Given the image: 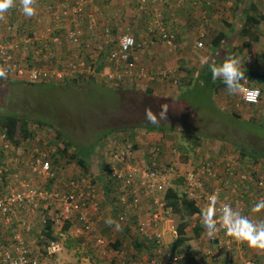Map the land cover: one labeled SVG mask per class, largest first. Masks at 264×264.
<instances>
[{"label":"built area","instance_id":"obj_1","mask_svg":"<svg viewBox=\"0 0 264 264\" xmlns=\"http://www.w3.org/2000/svg\"><path fill=\"white\" fill-rule=\"evenodd\" d=\"M18 1L21 0H14V6L0 15V67L8 69L2 78L59 83L95 76L110 86L123 83L146 86L157 78H173L177 83L178 77H175L172 69L153 71L136 54L139 49H145L157 40L175 49L182 48L176 33L167 28L160 12L154 10L151 13L150 21L146 24L148 36L139 41L132 33L117 35L110 25H99L94 15L86 17V7L92 0H63L59 9H51L53 24L48 29L39 28L31 19L34 16L26 17ZM40 1L35 0V3ZM138 1L148 5L155 0ZM84 17L87 18L86 28L89 32L99 33L98 41L85 40L80 25ZM53 30H58L59 34L53 36ZM66 44L69 46L68 51L64 50ZM203 47L204 43L198 41L196 48ZM106 49H109V55L105 58L104 68L98 70L97 61ZM244 88L241 99L246 104H258L262 97L261 89L251 85L247 79ZM249 92L253 93L252 97H248ZM257 92L259 95H255ZM0 138L3 141V150L0 152V264H47L58 254V240H50L43 234L33 240L31 233L36 215L42 216V225L47 220V214L58 225L71 222L68 231L74 232L76 237L93 236L95 246L105 249L109 242L98 234L93 219L99 214V203L92 182L86 178L81 182L70 179L63 192L38 187L21 175L17 147L7 140L1 129ZM133 145L128 140L116 147L112 146L109 159L104 163L107 165L111 161L109 164L113 177L122 182L123 189L129 190L134 206L141 205L142 208V192L152 194L155 190L163 191L172 179L181 177L187 198L198 208H204L209 196L216 194L219 202L231 204L255 222H264V210L260 213L251 212L253 204L264 201L263 162L245 163L240 161L238 155H223L216 160L206 159L195 163L179 172L173 163L167 169L161 167L165 149L160 143L153 140L148 143V157L144 162L136 160ZM31 150V171L47 179L53 177L55 170L49 151L37 146ZM172 152L177 155L179 149L173 148ZM161 197L155 198L152 210L147 209L144 216H139L136 227L144 236L157 239L159 244L156 258L150 259V264H179L182 255L162 252L167 246L166 232L176 238L178 231L171 210L165 207L164 197ZM122 200L127 203V198ZM217 207L218 218L219 204ZM216 228L223 236L208 252L209 264H260L259 257L264 256V250L256 249L253 253L255 248L227 237L218 222ZM116 254L122 255L123 251H117ZM119 262L132 263L129 260ZM196 264H200L199 260Z\"/></svg>","mask_w":264,"mask_h":264},{"label":"rangeland","instance_id":"obj_2","mask_svg":"<svg viewBox=\"0 0 264 264\" xmlns=\"http://www.w3.org/2000/svg\"><path fill=\"white\" fill-rule=\"evenodd\" d=\"M220 7L221 1L217 4V8L213 9L214 13L211 12V16L214 17L210 18L214 20L212 24L206 20L202 22L198 20L197 30L190 33L186 32L184 35L187 36L178 39V43L183 46L177 51V54L182 55V57L178 67H170L175 70V77L188 79L192 75V71L197 76L198 72L205 67L201 64V60L209 56L208 49L213 37L219 32V28L226 31L228 29L226 24L228 19L219 10ZM206 16L210 17L209 14ZM38 27L41 28L40 25ZM200 27L205 29V31H201L206 33L204 38H199ZM239 28L240 26H237V29ZM257 31L260 33L261 29L259 28ZM231 35L234 36L233 40L235 41L241 39L233 31ZM197 40L204 42V48H192ZM68 49L69 46L66 44L64 50L68 51ZM225 53L226 49L220 48L217 57L221 58ZM249 53H246L247 56L250 55ZM252 58H255L257 63L264 60V56L262 59L261 55H257V53ZM247 59H249V56ZM160 80L158 81L159 84L165 86L163 90L161 89L162 91L155 93L152 88L146 86L153 91L150 94L139 92L142 91L140 89L143 86L125 83L119 86H110L99 79H96L98 85H91L87 80L67 84L59 82L56 85L53 83H33L16 80H9L10 82L6 83L0 81V115L16 114L25 116L33 122L35 138L31 141L26 140L27 145L30 146L29 149L37 146L41 150L49 151L54 170L59 169L58 176L64 182L70 178L82 176L84 170L76 160H70L67 157H60L58 164H56L55 159L60 156L59 144L64 143L63 139L57 137L56 129L61 132L64 140L73 144L76 150L88 148L94 144L96 146L97 144L94 154L88 158L89 172L95 175H98L97 173L100 170H104L101 164L109 159V150L112 146L116 147L117 144L120 145L124 141H128L131 136H134V133H140V131L150 134L153 141L160 143L162 146H164L162 142L166 145L169 144L165 148L164 156L161 157V167L166 168L172 162L177 166L179 172H183L186 167L200 163L203 160H216L222 155L229 156L233 154L232 146L234 145L232 143L230 145V142L234 140L249 147V151L251 149L264 150V90L261 102L258 105H248L241 101L239 95H228L224 90L218 94L215 91L209 92L206 85L197 80L190 88L182 86L181 82L176 83L173 78ZM251 85H255V81H251ZM131 90H138V92ZM213 95L215 101L212 98ZM163 106L167 109V112L164 119H161L159 123H165V127L168 129L164 131H147L146 128L153 125L146 121L145 110L151 108L159 114ZM130 123L141 124L140 126L143 127L111 129V126ZM196 125L198 126L197 130L204 133L203 136L194 134L193 129ZM208 134L212 137L207 136ZM218 138H222L224 142L228 143V146H223L219 152H215L212 147ZM148 146L146 147L149 148ZM173 148L179 149L177 155L172 152ZM31 149L30 151H32ZM71 150L73 151V148ZM166 154L168 156H165ZM253 155L256 154L253 153ZM257 160L264 161V158H258ZM98 184H101V182L98 181ZM175 184L178 185V188L184 189L182 181L177 180ZM54 185L55 182L49 183L48 187L54 189ZM100 186L101 207L99 214H96L93 219L97 224L98 234L104 236L109 245L105 249L99 247L101 251L95 246L93 236L85 235L82 238H77L74 232L65 231L63 227H60L54 230L60 251L54 258L48 260L47 264H113L115 257L117 261L124 259L132 261L133 259L137 261L136 264H150L149 260L152 259L150 248L138 250L132 241L135 239V235H132L128 230L126 236L124 225L120 224V229L117 230L115 225L109 226L106 224L105 221L109 217L117 222V212L115 209V215L102 214L104 207H114L115 205L110 196V200H104V193L101 192L103 188ZM118 210L120 214L127 212L126 223L134 231L133 228H136L137 225L136 218L144 216L147 208L143 205L141 209H128L126 207L125 210H121L118 207ZM171 213L174 216L175 213L172 210ZM182 214L183 217L188 218L189 214L185 209H183ZM175 223L176 225L179 224L178 222ZM33 226H38L35 229L37 232L32 233V238L35 240L39 237L40 228L43 226L41 215L33 218ZM213 236L214 234L210 236L206 233L199 242H188V252L200 255L206 263L210 262L208 252L216 244L213 241ZM165 238L167 246L162 252H171L174 255L181 256L183 253H179L172 234L166 232ZM117 239L122 242L120 247L116 249L113 248L112 244ZM120 250L123 251V254L119 256L116 253ZM200 252L205 256L203 257ZM223 258L226 257L223 256ZM260 262L264 263V259L260 258Z\"/></svg>","mask_w":264,"mask_h":264},{"label":"trees","instance_id":"obj_3","mask_svg":"<svg viewBox=\"0 0 264 264\" xmlns=\"http://www.w3.org/2000/svg\"><path fill=\"white\" fill-rule=\"evenodd\" d=\"M39 3V2H38ZM35 3L34 4H38ZM207 5V4H206ZM210 8V7H209ZM250 10L256 11L257 7L255 5H253L252 3H250L249 5V12H248V17L246 18V21L243 23V25L238 29L239 32V36L244 38L245 41L243 42V45H229L228 42H225L227 36L223 31H219L212 39V47L210 48V51L212 49V51L209 53V62H215L217 64H220L222 62H224V60L226 58H228L229 56H237L240 58L241 60V65H242V70L244 72V75L246 76V79L248 80L249 83H251V81H255L258 84H263L264 86V72H259L257 71V69L251 64L253 63L251 61V59H247L248 56L245 52V49L250 47V45L254 42L258 41L259 38V33L257 31V26L260 25V23L262 21H264V15H257L255 16L250 14ZM32 21L34 20L36 22V24L39 22V19L37 17H31ZM85 22L84 25H81L85 35V40H90L91 37H96V41L99 40V33L93 34L92 32H89V30L86 28V22H87V18L84 17L83 20ZM165 21V18H164ZM230 22L226 21V24L229 25ZM165 24L167 26V23L165 21ZM168 28V27H167ZM113 29V28H112ZM169 29V28H168ZM114 31V29H113ZM204 33V34H202ZM53 36L54 35H58L59 32L58 30H53L52 32ZM200 38H204L206 36L205 32H201L200 33ZM249 38V40L247 39ZM176 39L178 41V37L176 34ZM84 40V41H85ZM83 41V44H84ZM176 41V42H177ZM202 41V40H199ZM203 42V41H202ZM204 43V42H203ZM222 45L224 47H222ZM169 46V45H168ZM204 48V47H203ZM220 48H226V53L225 55H223V57L219 58L217 57V54L219 52ZM82 49L84 50V47L82 46ZM109 55V49H106L105 51H103L102 55L99 57L98 61L99 63H97V69L98 70H102L104 68V61L105 58ZM208 56V55H207ZM264 61V60H263ZM254 64V63H253ZM151 70L156 71L154 68L149 67ZM192 75L189 76L188 79H184V78H180L178 77L177 83L181 82L182 86H188L189 88L193 86L194 81H199L201 82V84H205L206 88L209 89V92L215 91V93H220L221 91H223L224 86L219 82V81H213L210 72L207 70V67L205 66L204 68H202V70H200V72H198V75L195 76V72L192 71L191 73ZM198 77V79H197ZM96 77L95 76H91L90 78L87 79H71V80H67L65 81V83H69V82H73L76 83L77 81L81 80V81H88V83H90L91 85H98L96 83ZM1 82H10L8 79H4V78H0ZM54 85L57 84V82H51ZM62 83V82H60ZM255 86H257V84H255ZM261 89V92L263 93L264 87L261 88L259 85L257 86ZM119 88V87H118ZM143 88V89H142ZM120 91L122 89H119ZM142 91H139L140 93H153L152 90L148 89L146 86L141 87ZM133 92H138V90L134 91L131 90ZM182 95V94H181ZM179 95V96H181ZM178 96V97H179ZM213 100L214 99V95H213ZM262 98V97H261ZM261 98L259 103L261 102ZM212 100V99H211ZM243 101V100H241ZM258 103V104H259ZM258 104H248V105H258ZM223 110V109H221ZM226 114H228L225 110H223ZM33 122L25 117V116H19L16 114H8V115H0V129L5 132L6 134V138L8 141H10L11 143H13L14 145H19L21 142L23 141H31L32 139L35 138V131H34V126L32 124ZM48 125V124H47ZM141 124H137L136 123H130V124H123V125H116V126H111V129L115 130V129H119V128H136L137 126L139 127H143L140 126ZM181 125V124H179ZM185 126V125H184ZM145 128V127H144ZM186 128V127H184ZM198 126L196 125L194 130V134L197 135H201L203 136V132L198 131L197 130ZM147 131L150 130H167L168 128L165 127V123L160 122L158 125H153L152 127H147L146 128ZM57 132V137L63 139L64 143L61 142L59 144V153L60 156L56 157V164H58L60 157H67L70 160H76L80 167L84 170V174L82 176H78L75 178H70V179H74V181L76 182H81L83 178H86L88 180H90L92 182V184L95 186L96 188V197L99 203V210H100V205H101V200L99 197V185H101L100 187H102V191L104 193V197H105V201L110 200L109 196L112 197V202L114 203V207H112L113 211H110L112 214L115 215V209L117 212V223H119V225H124L123 228H126V231H124L125 235L127 236L128 233L127 231L129 230L130 233L132 235H135V239L132 240L134 246L138 249V250H142L143 248H150L152 250V259L156 258V248L159 247V244L157 242V239L155 238H150V237H146L143 234H141L137 227L133 228L134 231L131 229L132 227L128 226V223H126L127 217H126V212L124 213H119L118 207L123 210L124 208H136L139 209L141 207L139 206H134L132 203V196L129 195L130 192L127 188L123 189L122 188V182L120 180H117L116 178L113 177L112 172H111V168H110V162L109 161L107 163V165L103 162L101 165H103L104 170H100L99 173H97L98 175H95L91 172H89V165H88V158L90 156H92L94 154V151L97 147V144L95 146L92 145L91 147L88 148H80L79 150L75 147H73V144H71L69 141L67 142L66 140H64V137H62L61 132L56 129ZM192 132V131H189ZM209 137H212L211 135H207ZM223 139L222 138H218L216 139V144L214 145L215 150L217 152H219L222 148H223ZM230 143H232L234 146H236L239 150H240V154L238 155V158L240 159V161L245 162V163H257V162H263V160H257L258 158H264V150H260V149H251V151L256 154L255 156L253 155V153L251 151H249V147L244 146L242 144L239 143V141L234 140L231 141ZM262 145V144H261ZM72 146V147H71ZM134 149L136 150V145H133ZM264 146V145H263ZM111 147V146H110ZM73 148V151L71 150ZM114 148V147H113ZM58 155V154H57ZM220 155V154H218ZM148 157V155H147ZM50 158L52 160V157L50 155ZM256 160V161H254ZM172 164V162L170 163ZM169 167V165L165 168L167 169ZM54 168V167H53ZM88 172V173H86ZM59 169H55V175L53 177H50L48 179V185L49 183H54L58 178H59ZM104 176V177H103ZM60 179V178H59ZM69 180L65 181L67 182L65 188L63 189H52L48 186L44 185V188L49 190V191H61L63 192L65 189H67ZM62 180V179H61ZM177 180L182 181L183 184V178H174L170 181V184L165 187V189L163 191H159V190H155L152 194H146L145 192L141 193V201H143L142 206L145 205L147 209L152 210L155 207V198H162L161 196H163L162 192L164 193V203H165V207L169 208L170 210H172L174 213H179L182 214L183 213V209H185L187 211V213L191 216H193L196 219L199 218L200 216V212L201 209L198 208L195 203H193L192 201H190L187 196L186 193L184 192L183 189L178 188V185L175 184L177 183ZM98 181L101 182V184H98ZM175 181V183H174ZM97 183V184H96ZM43 187V186H42ZM180 187V186H179ZM158 189V188H156ZM127 198V203H125L122 199ZM119 203V204H118ZM132 203V204H131ZM131 204V205H130ZM172 214V213H171ZM173 216V214H172ZM124 219H121V218ZM198 217V218H197ZM140 217L136 218V221L138 222V219ZM174 218V216H173ZM193 218V219H194ZM46 222L44 223V225L42 226V228H40L39 234H43L44 237L49 238L50 240H57V236L54 234V230L60 227H63L65 231H68V229H70L72 223L71 222H65L64 225H58L56 224L55 220H52L51 216L49 214H47V218H46ZM190 223L186 220L184 221H180L179 224H177V231H178V236L175 238L174 244L175 246L178 248L179 253H183L181 255L182 258H180V263L179 264H196V257L194 255H196V253L194 252H188V242H190V240H192L193 238H198L201 233L204 231V228L199 225V223H196L195 226L193 227V230H189ZM143 235V236H142ZM77 238H82V237H77ZM144 238H148L147 240ZM122 241L117 239V241H115L112 246L113 248H119L120 247V243ZM183 246V247H181ZM185 247V248H184ZM165 248V247H163ZM189 254V255H188ZM132 263H128V264H136V260L131 261ZM113 264H120L119 261H117L116 257H115V262Z\"/></svg>","mask_w":264,"mask_h":264},{"label":"crops","instance_id":"obj_4","mask_svg":"<svg viewBox=\"0 0 264 264\" xmlns=\"http://www.w3.org/2000/svg\"><path fill=\"white\" fill-rule=\"evenodd\" d=\"M62 1L63 0H41L38 4H34L35 14L33 16L39 19V22L36 25L37 26L40 25L42 29L48 27L49 25H52L53 19L50 16V11L51 9H59L60 3ZM219 1H221V7L219 10L222 11L224 17L228 19V22H230L227 31L223 28H219V31H223L226 34L227 38L225 42H228L229 45H233V46L243 45L245 39L241 37V39L238 41L233 40L234 36L231 35L232 31L233 33L239 35L237 26L241 27L243 23L246 21V18L248 17L250 3H252L257 7L256 11L250 10V14L252 15L255 14V16L264 15V0H218V1L217 0H165V1L155 0L153 2L150 1L148 5H142L138 0H92V2L88 4L86 7V17L94 15L97 18L99 25L101 26L110 25L114 29L115 34L120 35L122 33L129 32L134 34L137 40L141 41L148 36L146 31V24L150 21L151 13H153L154 10H156L157 12H160L165 18L167 27L177 34L178 39L179 38L181 39L184 36H187L184 35L186 32L190 33L198 29L196 26L198 20L201 22L206 20L207 22L212 24L214 20L210 18H214V17L211 16V12L214 13L213 9L215 10L217 8V4L219 3ZM17 3L21 5V1H18ZM206 13L209 14L210 17L206 16L207 15ZM82 20H80V25L85 24V22ZM263 22L264 21H262L260 25L257 26V30H259V28L261 29L258 38L259 42L257 43L254 42L250 45V47L245 49L246 53L250 52L249 53L250 55L248 56L251 59V61L254 63L251 64L259 72H264V61L262 60L257 63L255 62V58L253 59L252 57L254 56L255 53H257V55H261L262 59L264 56ZM201 31H205V29L200 27L199 32ZM247 39L249 40V38ZM90 40L96 42V37H91ZM198 41L199 40L195 41L194 44L192 45L193 49L196 48V44ZM209 47H212V44H210ZM222 47L224 46L222 45ZM178 50L179 49L172 48L167 44L161 42L160 40H157L149 47L141 50L139 49L136 52V54L138 55L142 63L158 71L160 70V68L171 69L170 67H178L180 58L182 57V55L177 54ZM211 51L209 48L208 52ZM207 58L210 59L209 56ZM173 71L175 73V70ZM160 79L163 78H157L153 81H150L146 86L152 88L155 93H158L162 91L163 88L165 87L164 84L162 85L159 84L158 81H161ZM255 84H257V86L259 85L261 88L264 87L263 84L260 83L258 84L257 82H255ZM239 97L241 99L240 95ZM128 140H130L131 142H133L134 145H136L135 147L136 160L139 162H144L147 159V155H148L147 153L148 148L146 146L151 140H153V137L150 134L147 133L145 134L143 133V131H140V133H134V136H131ZM27 141H23L19 145H16L18 157L20 160L19 171L23 177H27L33 182V184H36L38 187L44 185L48 186L49 181L45 176L34 174L31 171L29 162L31 161L32 158V152L30 151L31 148L29 149L30 146L27 145L28 144ZM164 141L166 142L165 139ZM222 142H223V146L225 147L228 146L227 142L224 141ZM162 144L164 145L163 146L164 149L166 148V146L169 145V144L166 145L164 142H162ZM215 144H216V140L214 142V145ZM214 145L212 149L215 150ZM232 147H233L232 153L234 155H239L240 150L236 146H232ZM2 150H3V141L0 138V152H2ZM165 156L168 155L166 154ZM66 184L67 182H64L58 178L55 181V185H54L55 187L53 188L63 189L65 188ZM162 194L164 196L163 192ZM125 209L126 208H124L123 210ZM110 210L113 211L112 206L104 207V209L102 210V214L104 215V213H106L107 215H112L111 212H108ZM36 216L34 218H36ZM100 218H102V216H100ZM193 218L194 217L191 215H188L187 218V217H183V214H178V213L174 214V219L176 222L179 223L180 221L186 220L190 223L188 229H192V230L196 223H199V225L202 226L201 216H199V218L197 217L198 219L196 220L195 218L194 219ZM36 227L38 226H33V231H32L33 234L34 232H37L35 230ZM32 233L31 236L33 237ZM206 233L207 232H205L204 230L198 238H193L192 240H190V242H199V240L204 235H206ZM215 236L216 238L213 239L214 243H216L218 239L222 238L223 235L220 231L217 230L214 233L213 237ZM255 252H256V248L253 251V253ZM201 255L203 257L205 256L203 253H201ZM194 256L196 257V262L197 260H199L200 264H209L208 261H207L208 263L204 262V260H202L200 255L196 254ZM260 258L264 259V256L259 257V259ZM260 264H264V263L260 262Z\"/></svg>","mask_w":264,"mask_h":264},{"label":"clouds","instance_id":"obj_5","mask_svg":"<svg viewBox=\"0 0 264 264\" xmlns=\"http://www.w3.org/2000/svg\"><path fill=\"white\" fill-rule=\"evenodd\" d=\"M34 2L35 0H21L22 12L26 17L35 14ZM13 6L14 0H0V15H3ZM201 64L207 67L213 81H219L224 86L223 90L226 94L237 96L245 93L246 76L242 70L239 57L229 56L220 64L210 63L209 59L205 57L202 58ZM7 71V68L0 67V78L5 77ZM247 95L252 97L253 93L249 92ZM255 95H259V93L257 92ZM250 102L254 101L250 100ZM166 112L167 109L164 106L159 114L151 108H147L145 119L151 125H158L159 121L164 119ZM218 204L220 216L217 218ZM262 210H264V201H257L251 207L252 213H260ZM200 215L202 226L210 236L217 231L218 222L227 237L240 243H246L248 247L264 250V222H255L247 215L234 209L231 204L219 202L216 194L209 196L208 203L201 209ZM105 222L109 226L115 225L117 230L120 229L119 223L111 217L107 218Z\"/></svg>","mask_w":264,"mask_h":264}]
</instances>
